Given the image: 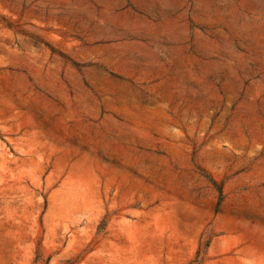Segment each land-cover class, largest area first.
Segmentation results:
<instances>
[{
	"label": "rangeland",
	"instance_id": "1",
	"mask_svg": "<svg viewBox=\"0 0 264 264\" xmlns=\"http://www.w3.org/2000/svg\"><path fill=\"white\" fill-rule=\"evenodd\" d=\"M264 264V0H0V264Z\"/></svg>",
	"mask_w": 264,
	"mask_h": 264
},
{
	"label": "trees",
	"instance_id": "2",
	"mask_svg": "<svg viewBox=\"0 0 264 264\" xmlns=\"http://www.w3.org/2000/svg\"><path fill=\"white\" fill-rule=\"evenodd\" d=\"M195 264H200V262L198 260L195 261Z\"/></svg>",
	"mask_w": 264,
	"mask_h": 264
}]
</instances>
